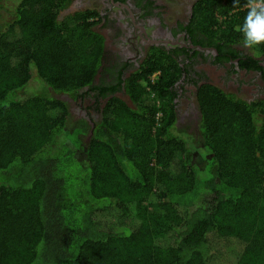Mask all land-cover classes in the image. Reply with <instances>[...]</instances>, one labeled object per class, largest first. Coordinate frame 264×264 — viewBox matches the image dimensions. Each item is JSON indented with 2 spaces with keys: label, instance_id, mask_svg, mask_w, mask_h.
Returning a JSON list of instances; mask_svg holds the SVG:
<instances>
[{
  "label": "trees",
  "instance_id": "trees-1",
  "mask_svg": "<svg viewBox=\"0 0 264 264\" xmlns=\"http://www.w3.org/2000/svg\"><path fill=\"white\" fill-rule=\"evenodd\" d=\"M5 1L0 264H264V98L203 85L198 132L180 131L178 65L150 57L124 83L131 104L107 97L96 12ZM192 23L264 54V0H198ZM90 97L100 120H73Z\"/></svg>",
  "mask_w": 264,
  "mask_h": 264
},
{
  "label": "flooded vegetation",
  "instance_id": "flooded-vegetation-1",
  "mask_svg": "<svg viewBox=\"0 0 264 264\" xmlns=\"http://www.w3.org/2000/svg\"><path fill=\"white\" fill-rule=\"evenodd\" d=\"M197 1L71 0L62 14L97 13L88 19L95 21L94 28L104 36L105 47L95 83L107 88V97H122L125 81L140 71L150 57H160L178 65L175 69L179 76L172 87L175 111L177 113L179 105L184 104L185 114L192 116L198 128L201 117L198 92L203 85L250 86L254 95L258 94L249 100L264 98L261 95L264 93V54L255 55L250 47L242 44L233 47L211 44L192 23ZM159 74L160 71H154L151 76ZM232 92L239 94V91ZM90 98L85 99L86 106L83 101L80 106L98 120L101 110L95 108L96 99ZM106 100L98 98L100 108ZM179 122L177 116L176 124Z\"/></svg>",
  "mask_w": 264,
  "mask_h": 264
},
{
  "label": "rangeland",
  "instance_id": "rangeland-1",
  "mask_svg": "<svg viewBox=\"0 0 264 264\" xmlns=\"http://www.w3.org/2000/svg\"><path fill=\"white\" fill-rule=\"evenodd\" d=\"M17 0H6L5 1V4H6V9L9 11V10H13V7L15 5ZM157 80L158 79V76H150V79L149 80ZM149 80L147 81H143V83L145 85H149L148 83L150 82ZM152 81V82H153ZM220 85H224L225 87H222L223 89L225 90H228V91H239V94L241 96H243L244 98H247V99H251L253 97H256V95L258 94H255L254 95V91L252 89V87L250 86H247V87H238L237 84H234V83H230V84H220ZM239 89H244V90H238ZM124 94L122 95V98H124L126 101H128L130 104H131V101L128 97V95L123 92ZM262 96H264V93H261ZM66 98H68V96H64ZM81 100L79 101H74L72 104H71V111H72V118L73 120L75 119H78V118H81V117H87L89 119V122L94 123V121H99L100 119V115L98 116V120H95V117L94 116H91V115H88L84 110H82V107L80 106L81 104ZM186 103V101L184 102ZM83 104L84 106L87 105V102L83 101ZM185 105L181 104L179 105V108H177V116L180 117V122L179 124L177 125L178 129L180 131H183V132H187V133H190V134H193V133H197L198 132V128L195 126V121L193 120L192 116L190 114H185ZM183 134V133H182ZM185 137L186 140H188L189 136L187 134H184L183 135Z\"/></svg>",
  "mask_w": 264,
  "mask_h": 264
},
{
  "label": "built area",
  "instance_id": "built-area-1",
  "mask_svg": "<svg viewBox=\"0 0 264 264\" xmlns=\"http://www.w3.org/2000/svg\"><path fill=\"white\" fill-rule=\"evenodd\" d=\"M151 81H153V80L151 79Z\"/></svg>",
  "mask_w": 264,
  "mask_h": 264
}]
</instances>
